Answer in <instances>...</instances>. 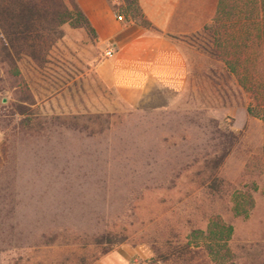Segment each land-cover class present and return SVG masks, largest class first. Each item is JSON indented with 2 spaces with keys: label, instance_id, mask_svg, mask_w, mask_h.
<instances>
[{
  "label": "rangeland",
  "instance_id": "1",
  "mask_svg": "<svg viewBox=\"0 0 264 264\" xmlns=\"http://www.w3.org/2000/svg\"><path fill=\"white\" fill-rule=\"evenodd\" d=\"M108 1L121 14L122 0ZM207 36L186 40L192 49L181 92L141 99L102 85L88 63L92 50L79 42L57 40L42 66L22 59L39 131L19 127L12 92L0 80V264H180L156 262L154 251L184 245L211 214L232 225V243L264 241V176L245 167L253 157L264 166V121L247 115L249 96L209 54ZM70 116L89 129L64 123ZM222 152L219 199L194 174ZM253 182V208L234 217L232 192ZM53 234L56 245L41 247L42 236ZM105 234L125 241H93Z\"/></svg>",
  "mask_w": 264,
  "mask_h": 264
},
{
  "label": "trees",
  "instance_id": "2",
  "mask_svg": "<svg viewBox=\"0 0 264 264\" xmlns=\"http://www.w3.org/2000/svg\"><path fill=\"white\" fill-rule=\"evenodd\" d=\"M77 1L0 0V80L12 92L13 107L20 116L18 125L23 130L39 131L42 122L31 110L36 102L18 63L28 59L37 66L45 64L53 44L63 38L62 27L66 24L73 29H83L92 39L96 37ZM122 3L121 14L118 15L156 32L144 17L138 0H122ZM202 32H208L209 54L224 65L227 73L235 78L237 85L249 96L247 115L264 121V0H218L212 25L205 26ZM62 119L64 123L67 121L76 128L89 129L88 124H80V116ZM229 136L233 143L237 141L236 134L231 132ZM225 157L226 152H222L206 158L194 174L200 178L198 187L208 185L211 191L218 194L219 199L224 195L221 192L224 181L217 176V172ZM253 160L254 157L248 159L246 173H252L255 166L260 168L256 172L257 177L264 176L263 164ZM2 162L0 155V168ZM256 190L257 184L253 182L245 192H232L231 210L234 217H246L249 214L254 204L253 192ZM232 235V225L225 222L220 214H211L206 227L192 229L184 245L169 244L166 252L156 249L154 254L158 258L155 261L180 264H264V241L234 244ZM57 238L55 234L42 236L40 246H54ZM66 239L72 243L84 242V247L88 245L87 240L77 236H72L73 240L69 236ZM93 241L112 247L123 243L125 238L105 234ZM194 251L197 256L192 255ZM196 257L198 261H195ZM81 261L87 264L86 259L82 258Z\"/></svg>",
  "mask_w": 264,
  "mask_h": 264
},
{
  "label": "crops",
  "instance_id": "3",
  "mask_svg": "<svg viewBox=\"0 0 264 264\" xmlns=\"http://www.w3.org/2000/svg\"><path fill=\"white\" fill-rule=\"evenodd\" d=\"M77 4L96 37L66 24L63 38L92 50L88 63L102 85L141 99L184 89L190 68L186 50L192 49L186 40L212 23L218 0H138L156 32L129 18L119 22L107 0H78ZM108 49L111 57L105 56Z\"/></svg>",
  "mask_w": 264,
  "mask_h": 264
},
{
  "label": "built area",
  "instance_id": "4",
  "mask_svg": "<svg viewBox=\"0 0 264 264\" xmlns=\"http://www.w3.org/2000/svg\"><path fill=\"white\" fill-rule=\"evenodd\" d=\"M116 19L119 21V22H125V17L123 15H116ZM105 56L106 57H111L112 56V52L110 49L106 50L105 52Z\"/></svg>",
  "mask_w": 264,
  "mask_h": 264
}]
</instances>
